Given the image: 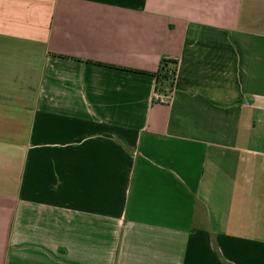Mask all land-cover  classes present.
<instances>
[{
	"label": "crops",
	"instance_id": "crops-1",
	"mask_svg": "<svg viewBox=\"0 0 264 264\" xmlns=\"http://www.w3.org/2000/svg\"><path fill=\"white\" fill-rule=\"evenodd\" d=\"M0 264H264V0H0Z\"/></svg>",
	"mask_w": 264,
	"mask_h": 264
},
{
	"label": "trees",
	"instance_id": "trees-1",
	"mask_svg": "<svg viewBox=\"0 0 264 264\" xmlns=\"http://www.w3.org/2000/svg\"><path fill=\"white\" fill-rule=\"evenodd\" d=\"M174 74H176V62L162 60L160 62L159 70L157 71V73H155V77L157 82H159V80H162L167 81L171 84L174 78ZM155 91L158 92V87L155 89Z\"/></svg>",
	"mask_w": 264,
	"mask_h": 264
},
{
	"label": "built area",
	"instance_id": "built-area-1",
	"mask_svg": "<svg viewBox=\"0 0 264 264\" xmlns=\"http://www.w3.org/2000/svg\"><path fill=\"white\" fill-rule=\"evenodd\" d=\"M154 99L159 103H167L168 100L170 99V93L158 94V92L156 91L154 93Z\"/></svg>",
	"mask_w": 264,
	"mask_h": 264
}]
</instances>
